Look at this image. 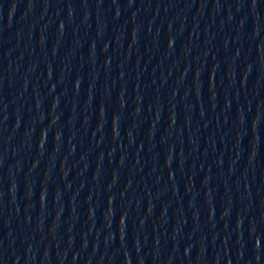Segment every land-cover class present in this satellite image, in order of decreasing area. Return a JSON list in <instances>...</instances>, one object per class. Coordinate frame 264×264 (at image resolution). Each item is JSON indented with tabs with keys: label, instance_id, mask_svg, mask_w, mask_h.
Returning <instances> with one entry per match:
<instances>
[{
	"label": "water",
	"instance_id": "1",
	"mask_svg": "<svg viewBox=\"0 0 264 264\" xmlns=\"http://www.w3.org/2000/svg\"><path fill=\"white\" fill-rule=\"evenodd\" d=\"M0 264H264V0H0Z\"/></svg>",
	"mask_w": 264,
	"mask_h": 264
}]
</instances>
